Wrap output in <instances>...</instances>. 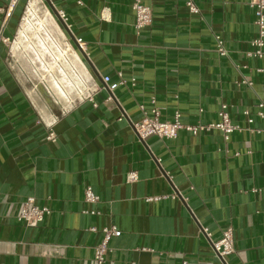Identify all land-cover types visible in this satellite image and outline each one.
I'll return each instance as SVG.
<instances>
[{"label": "crops", "instance_id": "1", "mask_svg": "<svg viewBox=\"0 0 264 264\" xmlns=\"http://www.w3.org/2000/svg\"><path fill=\"white\" fill-rule=\"evenodd\" d=\"M142 1L153 18L140 35L135 0L38 1L54 17V35L76 47L53 9L67 15L70 33L86 44L77 54L81 75L100 88L94 102L64 114L48 102L47 118L30 94L35 83L0 46V264H97L103 228L122 232L105 264H264V120L256 108L264 59L247 56L259 36L253 0H193L198 14L188 0ZM27 3L8 16V0H0L5 37L16 36ZM217 37L228 57L217 53ZM119 74L128 84L112 94L103 79L118 83ZM152 100L161 121L179 112L185 125L216 123L226 105L242 131L229 141L218 130L142 141L132 124ZM132 173L138 179L128 182ZM88 186L97 204L84 201ZM31 197L52 211L35 228L18 220ZM228 226L235 253L222 259L212 243Z\"/></svg>", "mask_w": 264, "mask_h": 264}, {"label": "built area", "instance_id": "2", "mask_svg": "<svg viewBox=\"0 0 264 264\" xmlns=\"http://www.w3.org/2000/svg\"><path fill=\"white\" fill-rule=\"evenodd\" d=\"M20 0H8V5L6 8L7 15H11V13L15 10ZM34 0H28V3L26 5V8L24 10L23 16L20 21L19 29L17 31L16 36L13 39L7 38L4 36V26L0 28V46L6 45L10 48L9 52V58L10 62L14 61V64L17 62L15 61V53H14V47L17 44L18 39L22 36V34H28V31L26 30V26L28 25L29 20L34 24V26L40 27V22L42 19V16H44V13L48 8H46L45 4H38V20L35 19L33 13H32V2ZM187 6L192 14H198L200 11L198 7L196 6L195 2L193 0H188ZM252 7L255 9V16L256 21L255 24L259 29V36L256 40L252 42L253 50L247 54L248 57L251 58H258V59H264V0H253L252 1ZM133 10L135 12V25L134 28L136 30V33L140 35L142 31L149 27L152 23V9L146 5L143 4L142 0H135V3L133 5ZM34 11V10H33ZM59 19L66 25L67 29L71 31V27L68 24V18L67 15L64 12H58ZM30 34V33H29ZM45 35V34H44ZM217 48L216 51L221 57H228L229 52L225 47V42L220 37H217ZM76 40V47L73 46L69 41H66L69 43L72 48L79 53H86V44L83 42L82 39L75 38ZM37 42V40H34ZM51 43V42H50ZM56 49V47L54 46ZM25 57V56H24ZM47 61L50 63H53L54 59L47 55L46 57ZM69 61L71 60L68 58ZM64 61V60H63ZM68 63V62H66ZM67 64V67L62 65V68L69 74L72 75V72L69 70V66L71 65ZM263 70H259V72H262ZM83 77V90L81 91V95L77 96L74 95L75 99L73 100L72 104L68 107H60L57 106L62 114L67 112L70 108L76 106L77 104L85 101H93V96L95 93H97L100 88H91L89 85V81L85 78V76L82 73ZM120 81L118 83H111V78L106 77L103 79V82L105 84V88H107L112 94L120 87L126 86L128 82L123 77L122 74H119ZM133 83L135 81L133 80ZM244 84L249 85L252 87V84L245 81ZM113 100V97L111 96L108 101ZM152 103L154 105L153 109L150 113L146 112L145 108L142 106L141 110L144 112V118L138 123H133L132 127L134 128L135 133L137 134L138 138L142 141H145L146 139L156 136L163 140H175L178 138L179 132L182 130H185L190 133L198 134L201 132H211L213 130L221 131L224 134V138L226 141L230 140V136L236 132H241L242 127L234 124L228 111L227 106L223 105L221 106V109L219 111V118L220 120L216 123L203 125V124H197V125H185L182 123V116L179 112L175 113L174 120L173 121H161V111L155 106L156 102L155 100H152ZM94 106L97 107V104L94 103ZM256 108L258 110V116L264 120V98H260ZM246 116L250 117V113L248 111H245L244 113ZM249 124L254 123L253 118H249L248 120ZM257 133H264V128L258 129ZM49 140L55 139V134L50 133ZM138 179L136 173H132L128 175V182H135ZM173 199H176L177 196L174 195L172 197ZM163 198H154V200H161ZM84 201L88 204H97L100 201L99 196L95 193L92 186H88L84 191ZM52 211L49 207H41L37 205L36 198L31 197L28 198L25 202H23L18 220L22 223H24L27 227H38L41 224L44 223L45 219L50 216ZM87 214L91 215H97L95 211L93 212H85ZM90 232L92 233H98V228H90ZM103 239L102 241L94 248V258L97 264H105L106 263V257L108 252L110 251V242L113 238H119L122 236V232L117 230L116 228H103L100 230ZM202 231L209 237V233L207 229H203ZM212 248L214 252L219 255L222 259H225L235 253V239H234V229L232 226H228L226 229L222 232V237L219 241L212 243Z\"/></svg>", "mask_w": 264, "mask_h": 264}, {"label": "bare ground", "instance_id": "3", "mask_svg": "<svg viewBox=\"0 0 264 264\" xmlns=\"http://www.w3.org/2000/svg\"><path fill=\"white\" fill-rule=\"evenodd\" d=\"M38 1L39 0H34L32 2V13L36 20H38V15L35 12V9H37ZM48 14L51 16V13L49 11L47 15ZM39 22L40 27H37L34 26V24L29 20L28 25L26 26L28 34H22V36L18 39L17 44L14 47V53L18 57H26L29 64V66L27 67V72H30L29 75H31V73H34L35 76L31 75V77H34L35 80L36 78L38 79L36 86L33 88V90H30V94L32 95L38 106H40L42 112H44V114L47 115L48 118L50 116V110L47 105L48 102L53 104V106H55L56 104L60 107H63L64 104H67L71 101L69 98L67 86L76 88V83L74 84V81L72 79H70L67 75H64L65 70L62 68V65L67 67V64L73 62V53L75 51L72 50V47L69 43H65L64 47L66 49H62L59 47V50H61V56H63L64 61L57 58L53 61V63L47 61V55L53 58L55 54L51 50H55L54 46L56 44V41L54 39V36L47 29L46 20L44 19V17H42L41 21ZM34 40H37V42H35ZM31 53H33V57ZM68 58H70L71 60L69 61ZM29 68L30 70H28ZM68 68H70L69 70L72 72V75L70 76L74 75L75 77H77V75L75 74H78V81L83 85V77L81 75L80 68L75 66L73 63ZM54 69H58V72L60 74L66 76V79H59L55 74ZM24 73L27 76V73ZM29 81L31 82V80ZM82 90L83 89L81 87H78V91L74 92L77 96H80ZM46 99L47 102L44 103L43 100ZM54 102L56 103L54 104Z\"/></svg>", "mask_w": 264, "mask_h": 264}, {"label": "rangeland", "instance_id": "4", "mask_svg": "<svg viewBox=\"0 0 264 264\" xmlns=\"http://www.w3.org/2000/svg\"><path fill=\"white\" fill-rule=\"evenodd\" d=\"M38 4H39V2H38ZM38 4H37V9H35V12H36V13H38V11H39V8H38L39 6H38ZM47 13H48V11H45L44 16H42V17H44V19L46 20L47 29H48V31L54 36V39H55V41H56V44H55L56 49H55V50H51V51H53V53H55L54 56H53V59L55 60V59L57 58V59H59V60H63V56H61V50H59V47L62 48V49H66V48L64 47V44L67 43V42L64 41L63 37H60L59 35H58V36L54 35L52 29H51L50 26H49L51 20H54V17L52 18V17H51L52 15H51V16H50L49 14L47 15ZM37 15H38V14H37ZM63 51H65V50H63ZM31 55H32V57H33V53H31ZM73 56H74V58H73V60H72V61H73L72 63H73L75 66L78 67V64H81L80 58H79V56L77 55L76 52L73 53ZM22 57H23V56L17 57V58H18L17 61H16L17 63L15 64V65H16V68H17V70H18V73L24 78V80H27V81L31 80V81L34 82L35 85H36L38 79L36 78V80H35L34 77H31V75L33 76L34 73H31V75H29L30 72H29V73L27 72V67L29 66V64H28V60L26 59V57H23V59H22ZM23 68H24V69H23ZM55 68H56V67H55ZM37 69H38V68H37ZM69 69H70V68H69ZM28 70H30V68H29ZM24 72L27 73V76L25 75ZM54 72H55V74L58 76L59 79H61V80L66 79V76H64V75H67L70 79H72V80L74 81V84L76 83V84H75V85H76V88H72L71 86H67V88H68V93H69V98H70L71 101H70L69 103H67V104H64L63 107H68V106L71 105L72 100L75 99L74 95H76V93H75L74 91H78V87H81V88L83 89V85H82L81 82L78 81V79H79L78 74H75V75H77V77H75L74 75H73V76H70V75L65 71V72H64V75H63V74H60V73L58 72V69H54ZM34 76H35V75H34ZM26 84L28 85V87H32V84H31V83L26 82ZM32 90H33V89H32Z\"/></svg>", "mask_w": 264, "mask_h": 264}, {"label": "water", "instance_id": "5", "mask_svg": "<svg viewBox=\"0 0 264 264\" xmlns=\"http://www.w3.org/2000/svg\"><path fill=\"white\" fill-rule=\"evenodd\" d=\"M52 9H53V8H52ZM53 12L56 14L57 18L59 19V17H58V12L55 11L54 9H53ZM59 20H60V19H59ZM60 23H61L62 27H63V28L67 31V33L69 34L70 39L72 40V42L75 43V45H76V40H75L74 36L70 33V31L67 29L66 25H65L61 20H60Z\"/></svg>", "mask_w": 264, "mask_h": 264}]
</instances>
